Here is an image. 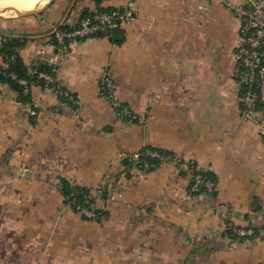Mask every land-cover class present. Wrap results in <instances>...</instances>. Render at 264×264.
<instances>
[{
  "label": "crops",
  "instance_id": "1",
  "mask_svg": "<svg viewBox=\"0 0 264 264\" xmlns=\"http://www.w3.org/2000/svg\"><path fill=\"white\" fill-rule=\"evenodd\" d=\"M135 1L133 20L114 36L79 40L59 57L56 79L78 103L34 84L32 104H22L0 82V264H264V239L224 237L235 215L264 230V144L242 120L236 76L240 24L207 0ZM94 6L55 0L37 15L0 17V39L25 41L19 54L30 69L49 65L61 53L54 30ZM107 74L136 123L102 97ZM148 147L199 164L226 189L193 195L172 162L142 176L120 171L119 153ZM63 179L120 194L89 220L65 203Z\"/></svg>",
  "mask_w": 264,
  "mask_h": 264
},
{
  "label": "built area",
  "instance_id": "2",
  "mask_svg": "<svg viewBox=\"0 0 264 264\" xmlns=\"http://www.w3.org/2000/svg\"><path fill=\"white\" fill-rule=\"evenodd\" d=\"M112 0H103V4ZM210 5H218L230 11L239 22V43L237 46L238 70L237 79L241 85V104H243V113L252 119H257L259 110L257 109L258 102H264V2L253 0L251 3H236L234 0H207ZM136 1L127 0V2L117 8L109 11H102L96 5L90 11V15L79 20L78 24L70 26L58 27L52 33V37L56 42L61 53L55 54L49 61L52 67V72H40L38 79L44 82L45 88H56L64 97H67L74 103H78L75 97L69 92L64 91L60 83L56 79L58 69V60L63 52H68L72 43L79 40H84L92 37H100L101 35L108 36V32L114 29H120L130 23L134 18ZM3 40L0 39V49ZM16 78V75H13ZM20 83L27 87L26 80H20ZM102 97L113 103L116 115L125 120L129 124H134L138 121V115L129 105H125L117 99V84L110 74L104 76L102 80ZM27 112L31 116L37 115L36 109L28 106ZM153 155H155L153 153ZM126 158V157H124ZM196 189L199 190V181L201 176L197 177ZM202 183L209 190L215 189V185L211 181ZM84 186V185H83ZM90 203V199L86 200V204ZM90 207L99 208L97 204L91 203ZM87 209L91 214L85 212ZM76 211L82 212V217L95 219L97 217L94 210L89 207L77 205ZM251 229V228H249ZM253 231V229H252ZM252 234V233H251ZM242 236V235H241ZM243 236H252L243 234Z\"/></svg>",
  "mask_w": 264,
  "mask_h": 264
},
{
  "label": "trees",
  "instance_id": "3",
  "mask_svg": "<svg viewBox=\"0 0 264 264\" xmlns=\"http://www.w3.org/2000/svg\"><path fill=\"white\" fill-rule=\"evenodd\" d=\"M95 2V5L102 11H109L113 9V7L105 6L102 2L103 0H93ZM91 11V10H90ZM90 11H86L84 13L83 17L89 16ZM119 29H114L108 32V36H111L114 31H117ZM104 36V35H101ZM100 36V37H101ZM114 36V34H113ZM116 41L119 42V39H116ZM25 45V41H22L19 38L12 37V38H4L2 42V47L0 49V55L3 57V63L4 65H0V82L9 84L17 93L20 103L22 104H32V96H31V88L34 84H39L44 86V82L40 79H38V74L40 72H52V67L47 64H41L34 69H30L20 56L19 52L21 48ZM13 75H16V78L13 77ZM20 80H26L27 81V87L29 90L26 92V86L20 83ZM63 96V95H62ZM125 104V103H123ZM126 105V104H125ZM243 104H241V107L243 108ZM264 108V102H258L257 109H263ZM264 138V137H263ZM150 149L151 153H148L146 150ZM147 149H144L143 151L139 152V156L136 158V160H130V157L127 156L126 158L122 159V165L124 166V172L127 173L128 176H132V173L130 172V169L132 165L137 163L138 167L145 171H154L156 170L162 163L165 162H173L175 159H177V156L175 153L164 150V149H158L153 147H148ZM156 152V155H153V153ZM183 162L184 160H179ZM196 166L192 164V169H194ZM191 171V165H189L187 170H182L183 174H189ZM198 175L201 176V181H199V191L193 192L192 185L198 183ZM202 179L204 181H211L214 183L215 187L217 186L219 179L218 176L213 173L212 171H205V170H197L194 174L190 175V181L191 186L189 188V191L193 195H197L201 192H206L209 195L216 196L217 191L214 192L215 189L209 190L206 188L204 183H202ZM62 186L60 188V191L65 199V203L67 205H71V207L76 210L77 205H82L89 207L91 210H94L97 217L95 219H89V220H96L100 221L105 216V211L101 208H93L90 207L91 203L95 202V199H90V203L86 204V200L89 199L91 195V189H89L86 186L71 183L70 181L63 179L61 182ZM107 195V193H106ZM104 199L107 198V196L103 197ZM84 217V216H83ZM88 219L87 217H84ZM248 228L253 229L254 235L252 236H239L237 233H234L232 236V240L238 241V243H243L245 240L249 238H255L259 236L262 232V228H258L252 225H248ZM228 231L230 233H233V228L228 227ZM255 236V237H254ZM264 239V235L261 237Z\"/></svg>",
  "mask_w": 264,
  "mask_h": 264
},
{
  "label": "rangeland",
  "instance_id": "4",
  "mask_svg": "<svg viewBox=\"0 0 264 264\" xmlns=\"http://www.w3.org/2000/svg\"><path fill=\"white\" fill-rule=\"evenodd\" d=\"M42 5H40V7H41ZM115 109V108H114ZM241 116H242V120L244 121V122H247V123H249V124H255L257 127H258V130H259V136H260V138H261V140H262V143L264 144V108L263 109H260L259 110V115H258V118L255 120V119H252V117H249V116H247L245 113H243V109H242V107H241ZM125 121V120H124ZM148 153H151V150L150 149H147L146 150ZM154 154L156 155L157 153L156 152H154ZM140 154H139V152L138 151H136V152H131V153H127V152H121V153H119V155H118V157H119V159L118 160H121V159H123L124 157H127V156H129L130 157V160H136V158L139 156ZM177 159L178 160H174L172 163H174L176 166H177V169L175 170V171H179V172H181V170H187L188 169V167H189V165H191V171H190V173L188 174L189 176H187V178H188V181H189V185H188V191H189V188H190V186H191V181H190V175H192V174H194L195 173V171H197V170H204V169H202L201 167H200V165L199 164H197V163H195V162H193V161H189L188 159H184V157H181V156H177ZM179 160H184L183 162H181V161H179ZM163 164V163H162ZM161 164V165H162ZM165 164V163H164ZM192 164H194L196 167L194 168V169H192ZM160 165V166H161ZM124 166H121V168H120V171H123L124 172ZM158 169V168H157ZM146 171V173L148 172L147 170H145ZM130 172L132 173V176H136V175H138V176H142V175H144V173L145 172H143V170H141L139 167H138V165H137V163H135V161H134V164L132 165V167H131V169H130ZM19 173H20V176L21 177H26L27 176V174H30L31 173V167H29V166H26V165H22L21 166V168H20V170H19ZM123 178V176H121L120 177V179H118L119 180V182H120V180ZM71 183H75V184H78V183H76V182H71ZM80 185V184H79ZM62 186V185H61ZM193 186V189H196V185L194 184V185H192ZM86 187H88L89 189H91V195H90V197H89V199H95V204H97L98 205V207L99 208H101V209H103L104 211H106L107 210V202H113V201H115L116 199H117V197L119 196V192H117V190L115 189V188H113V187H102V186H98V187H93V188H91V187H89V186H86ZM61 188V187H60ZM191 190V191H193L194 192V190ZM226 188H224L223 186H222V184H220L219 182H218V184H217V186H216V188H215V190H214V192H216L217 191V193H218V191H219V193H221V192H223L224 190H225ZM199 191V190H198ZM197 192V191H196ZM106 193H107V195H106ZM190 193V192H189ZM204 194H207V195H209L208 193H206V192H201V193H199V194H197V195H204ZM104 196H107V198H103ZM212 196V195H211ZM213 197V196H212ZM70 207H71V205H70ZM71 209H73L72 207H71ZM73 211H75L79 216H82V212H78V211H76V210H74L73 209ZM85 212H87V213H89V214H91L87 209H85ZM246 223V221H244L243 220V218H239V216H234L233 218H232V220L231 221H229L225 226V228H226V234H225V240H227L228 242H233V243H238V241H234V240H232V236L231 235H233L234 233H237L239 236H243V234L245 235V234H249V235H254V232L252 231V229H249L248 228V224H245ZM245 224V225H244ZM228 227H232L233 228V233H230L229 231H228ZM252 233V234H251ZM264 234V230H262V232H261V234L259 235V236H257V237H255L254 239L255 240H258V239H261V237H262V235ZM239 244V243H238Z\"/></svg>",
  "mask_w": 264,
  "mask_h": 264
},
{
  "label": "water",
  "instance_id": "5",
  "mask_svg": "<svg viewBox=\"0 0 264 264\" xmlns=\"http://www.w3.org/2000/svg\"><path fill=\"white\" fill-rule=\"evenodd\" d=\"M55 0H48L45 5H42L40 7V4L31 10H14L10 8H0V17L5 18H18V17H26V16H32L37 15L45 11ZM264 2V0H259Z\"/></svg>",
  "mask_w": 264,
  "mask_h": 264
},
{
  "label": "bare ground",
  "instance_id": "6",
  "mask_svg": "<svg viewBox=\"0 0 264 264\" xmlns=\"http://www.w3.org/2000/svg\"><path fill=\"white\" fill-rule=\"evenodd\" d=\"M48 0H0V8H10L14 10H31L39 4L45 5Z\"/></svg>",
  "mask_w": 264,
  "mask_h": 264
}]
</instances>
